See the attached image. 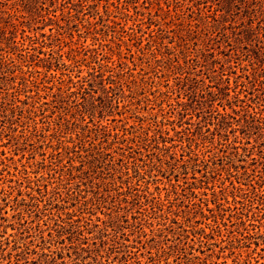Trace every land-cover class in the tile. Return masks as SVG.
<instances>
[{"label": "snow or ice", "instance_id": "snow-or-ice-1", "mask_svg": "<svg viewBox=\"0 0 264 264\" xmlns=\"http://www.w3.org/2000/svg\"><path fill=\"white\" fill-rule=\"evenodd\" d=\"M32 2L36 14L30 19L36 25V36L48 43L32 45L33 51L27 53L32 61L22 68V73L36 77L31 84L20 85L29 91L19 100L32 109L31 114L21 113L26 116L22 125L15 112L9 118L5 102L8 107L16 106V99H9L17 92L12 86L16 81L10 77L17 75L21 66L16 60L23 56L6 58L12 45L0 31V260L7 262L12 256L4 243L10 227L5 219L19 213L16 226L22 230L25 219L35 218L37 209L43 211L52 198L69 204L73 216L79 204L87 220L85 227L101 226L89 231H95L94 240L102 242L107 255H100L105 261L124 256L132 264H180L181 258L185 264H214L219 260L217 253L235 252L230 238L236 233L243 243L248 227L241 224V216L250 217L253 229L257 225L264 228V59L245 55L250 45L251 50L264 46V27L257 21L253 32L244 29L242 19L229 7H238L244 0ZM193 4L205 13L212 5L222 11L219 17L197 13L189 28L185 18L192 19ZM225 7H229L231 20L223 11ZM41 11L46 14L41 16ZM209 20L214 23H206ZM73 31L77 46L65 51L64 38L71 39ZM99 35L107 39L97 42ZM197 39L204 48L199 43L194 49L189 47L187 41ZM181 42L184 48H180ZM185 49L191 52L190 57ZM205 50L210 57L204 55ZM132 58L139 67L129 65ZM93 61L101 68L108 61L111 64L104 77L107 83L88 93L85 106L71 83L78 81L77 88L86 89L89 77L96 78ZM121 70L129 77L122 85L116 83ZM136 72L141 73L139 81L133 76ZM169 76L171 87L159 84ZM63 84L69 87L61 88ZM143 84L148 85L147 91L133 87ZM33 85L35 92L31 91ZM36 97L40 103L27 104ZM40 104L49 108V121L57 109L62 110L58 117L64 121L62 127L37 115L43 111ZM9 129H14L12 136ZM125 132L133 135L128 137ZM108 137L113 139L108 141ZM93 141L101 147L92 148ZM62 142L64 147H60ZM76 145L84 147V157L75 166L84 176H88L84 164L92 159L88 153H98L90 165L95 174L90 177L91 196L79 184L68 180L53 184L49 179L50 174L58 176L70 164L61 153L71 156L68 150L72 149L79 156ZM127 153H131L132 163L123 160ZM109 154L118 159L111 160ZM38 186L46 194L42 204L36 201ZM48 219L44 217V221ZM81 234L85 237L81 247L87 248L88 233ZM255 235L264 240V232ZM257 248L264 245L253 244L246 254ZM33 249L40 253L39 247ZM53 251L44 248L47 255L32 256L26 264H55ZM192 252L195 256L189 260ZM88 258L95 261L96 255L89 252ZM69 259L75 264L70 253ZM226 264H234V257H226Z\"/></svg>", "mask_w": 264, "mask_h": 264}, {"label": "rangeland", "instance_id": "rangeland-1", "mask_svg": "<svg viewBox=\"0 0 264 264\" xmlns=\"http://www.w3.org/2000/svg\"><path fill=\"white\" fill-rule=\"evenodd\" d=\"M200 3H203V0L199 1ZM195 5V4H193ZM192 5V12L191 16L192 19L189 20L185 18V24L189 26L194 24L196 22V14L200 13V15L206 16L209 14H212L214 17H219L221 14V9L216 8L215 5H212L209 7V12L205 13L201 8V12L198 11V7H194ZM229 7L234 8L235 15L237 18L242 19L244 22L243 27L244 29H247L249 32H253L255 30V25L257 21H261V27H264V0H244L242 4H239L238 7H235L234 5H230ZM229 7H225L223 9L225 15H227L228 19H232V14L229 12ZM185 8H187V5H185ZM31 10V11H30ZM214 10V11H213ZM152 11H155V7H153ZM36 14V6L33 5L32 0H0V31H3L5 33V38L12 41V46L10 49L7 50L6 58L9 56L12 57H19L20 54H22L25 58L17 59L16 64H19L21 67H18L16 69L17 74H19L20 70L22 68L28 67L29 62L32 61V58L27 55L28 52L33 51L32 47H29V43L25 45V47H22L23 39L22 37L24 35L29 36H36V25L32 23L30 17L34 16ZM46 13L44 11L40 12V15L43 16ZM50 14V13H48ZM165 13H161L163 16ZM147 15V13H145ZM91 19V18H90ZM155 19V17H153ZM248 21H251V23H248ZM208 24L214 23V20L206 21ZM31 25V27H29ZM232 26L235 27V21H233ZM199 32V29L196 30ZM181 35H184L183 32H181ZM91 38V37H89ZM98 38H100V41H103L107 39L104 35H99ZM36 42L38 41L42 46L46 45L48 42L44 39H41L40 37L36 36ZM76 39V32L73 31L71 34V39L68 37L64 38V43L66 45L65 51H67L68 47L75 48L77 45L74 44V41ZM204 39H208V37H204ZM99 41V42H100ZM189 47L195 48V45L199 43L202 48L205 47V45L202 43L201 40H191L187 41ZM14 47L19 49V52L14 51ZM180 48H184V43H180ZM136 48H133V51H136ZM163 50V49H162ZM175 51L179 52V49H176ZM185 54H187L189 57L191 56V52H189L187 49H185ZM74 55V53H73ZM204 55L211 56V53H209L207 50H205ZM249 57V59H256L257 57L264 59V46L261 48H256L255 50H251L250 45V51L248 53H245ZM49 58H51V53H49ZM182 58V57H181ZM203 57H198L199 59H202ZM89 60H91L89 58ZM129 65H135L136 67H139V63L135 58H132L129 60ZM55 71V69L51 70ZM121 75H123V78L120 79L118 76L116 77L117 84H123L124 80L129 79L127 74L121 70ZM93 74L95 75V80H93L91 77H89L87 81V88L81 89L77 88L78 81L75 82V84H71L72 88H76V95L77 99L80 101H83L85 106H87V100L90 98L88 93L96 88H99L100 84L107 82L105 81L104 77L106 75H109L107 72H102L99 69V65L95 64L93 61ZM103 75V76H102ZM120 75V76H121ZM133 76L139 81L141 73L136 72L133 73ZM12 77H10L11 79ZM26 78L28 79L26 83L31 84L32 80L36 79L35 76L29 77V74H26ZM168 80H171V77L169 76L167 80H161L159 81L160 85H166L168 87H171V85L168 84ZM16 83H14L12 86L17 89V92L15 93V96H10L9 99H16V107H21L24 110L29 109L24 105L22 101L19 100V97L24 96L29 91L28 89L21 88L20 87V80L16 79L14 80ZM53 83H57L56 80L53 81ZM155 86V84L153 85ZM187 87V85H185ZM7 87V85H6ZM133 87H136L134 85ZM148 85L145 86V91H147ZM35 87H31V91L35 92ZM115 90V89H114ZM178 90V89H177ZM42 92V90H40ZM58 91V89H57ZM161 91H163V88H161ZM107 99V98H106ZM40 103L39 97H36L34 99H30L27 101L28 105H35ZM72 101H68V107H71ZM5 106L7 109V115L9 118L12 117L13 112L16 114V118L19 121L20 125L23 124L24 120L26 119L25 115H21V112L19 109H16L15 107H8V102H5ZM40 107L43 109V111L39 112L37 115L40 117H43L44 120L48 123H54L56 122V126L58 121L59 114L61 113V109H57V113L52 115L51 121L48 120V114H49V108H45L43 104H40ZM14 108V109H13ZM23 113H27L26 111H23ZM28 114V113H27ZM65 115V119H67V114ZM85 115H87L85 113ZM77 119H80L79 116H77ZM58 121V122H57ZM128 123L132 124L135 123V121L129 120ZM29 126H31V122H29ZM5 128H8V124L4 125ZM14 133V129H9V135L12 136ZM28 133L27 129H24V134L26 135ZM69 137L71 136V133H68ZM125 135L128 137H131L133 135L132 132H125ZM13 138H15L13 136ZM113 138L108 137V141H111ZM108 141H105L104 148L107 149ZM85 142L86 139H85ZM119 142V138L117 139V143ZM160 143H164L163 141H160ZM63 144V142H62ZM73 144L75 142L73 141ZM64 145V144H63ZM128 145L125 144L124 147L126 148ZM47 147V145H45ZM79 149V156L75 152L71 153V164L73 166H76V164L79 162L81 158L84 157V147L82 145H76ZM92 148L99 149L101 145L96 144L94 141L91 144ZM29 150L32 151L31 145H29ZM23 155V154H22ZM98 153L94 151H90L88 153V156L92 158L95 156L97 157ZM131 153H127L123 156V160L127 163H132L130 160ZM137 156H139V153H137ZM109 158L111 160H117L118 157L112 156L109 154ZM91 159H89L84 164V169L88 171V176H84L81 174V171H78L76 168H71L70 165H67V170H62L59 174H65L71 171L74 175H78L80 177H83V180L79 178L75 180H68L69 184H79L81 187V190L84 191L87 195L91 196L92 193L89 191V189L92 188V179L90 177L94 176L95 174L92 172V170L89 168L88 162ZM123 164H120V169H123ZM19 167H24V165H19ZM246 167V165H245ZM60 176V175H58ZM56 176V177H58ZM68 175H65L64 179H67ZM52 180L53 184L59 183L54 178H49ZM117 180H119V177H117ZM120 183L123 184V181L120 180ZM51 187V185H49ZM38 195L36 197V201L39 203H43L44 198L46 194L42 189L37 188ZM7 192V189H5V193ZM18 196V192L15 193ZM18 198L22 199V195H19ZM64 199H67V197H64ZM252 198H250L249 202ZM57 200H59V203H57ZM78 200L83 201L82 197H78ZM33 207H35V203L33 204ZM77 212L75 216H67L66 213H71V208L69 204H65L63 199L60 198H52V202L50 205H47L43 211H40L37 209L35 213V218L28 217L25 219V223L22 226V230L17 228V223L21 219L19 213H17V216L13 219H5V223L9 225V232L5 236L4 243L7 245V248L12 250V256L7 260V262L0 260V264H21L23 261L24 264H26L27 259H30L32 256L35 255H47L48 253L44 252V248H51L54 251L51 253L54 256L55 264H73V260L69 259V253L71 254V257L74 258L75 264H132V261L130 258H126L124 256H114L109 258V260L105 261L103 257L100 255L103 253L104 256L107 255V252L102 247L101 241L94 240L95 231L90 232L89 229H95L96 231L99 230L101 227L100 225H94L90 224L88 227H85L86 218L84 216V210L80 209L79 204L76 205ZM92 208L95 207V201L93 202ZM115 207V205H113ZM58 216L61 217L58 218ZM257 216H259V213H256ZM48 216L49 219L44 221V217ZM250 220L249 216H241V224H247L248 227V234H246L243 237V243L240 242V233H236L235 237L230 238L231 243L233 246H235V252H232L230 249L223 252V253H217L216 255L219 257V260L215 261L214 264H226V257L232 256L234 257V264H253V261H258L259 264H264V248H257L256 250H251L250 254H246V250L250 248L253 244L258 245H264V240L258 239L255 235V233L258 232H264V228H261L260 225L256 226V229L252 228V225L248 223ZM15 221V222H14ZM41 221H44V223H41ZM33 224H35V227H33ZM69 225L70 227H65V225ZM63 226L65 229L60 228ZM50 229L52 231H50ZM62 230V232H60ZM59 231V233H58ZM88 232L87 236V243L88 247L84 248L81 247L82 244L85 242V237L81 234V232ZM80 232V233H79ZM40 233H48V235H45L41 237ZM170 234V233H169ZM249 235H252L253 238L249 239ZM18 237V239H17ZM81 238V239H80ZM239 241V242H238ZM94 245V246H93ZM33 246L40 248V253H36L33 249ZM67 250V251H65ZM98 250V251H97ZM187 250V248L185 249ZM123 251V250H122ZM212 251H215L213 248ZM92 252L94 255H96V260H89L88 253ZM202 258L204 255L203 249H201ZM131 252L129 250V256H131ZM195 256V252H192L189 254V260L193 259ZM41 264H44L43 261H41ZM141 264H144L143 261H141ZM180 264H185V261L183 258L180 260Z\"/></svg>", "mask_w": 264, "mask_h": 264}, {"label": "trees", "instance_id": "trees-1", "mask_svg": "<svg viewBox=\"0 0 264 264\" xmlns=\"http://www.w3.org/2000/svg\"><path fill=\"white\" fill-rule=\"evenodd\" d=\"M200 1V0H199ZM194 7L196 6V5H193ZM197 7V6H196ZM198 11H200L201 12V10H200V8H198ZM36 38V36H29V35H24L23 37H22V39H23V42L21 43L22 44V47H25V45H27V43H29V47H32V45H34L35 43H36V40L37 39H35ZM8 40V39H7ZM101 39L100 38H98V40H97V42H99ZM12 42H14V41H12L11 39L9 40V43L10 44H12ZM13 47V46H12ZM14 49H16V47H14ZM32 50H33V48H32ZM74 55H76V53L74 52ZM20 56H23L22 54H20ZM23 58H25L24 56H23ZM32 58V57H31ZM90 59H92L91 57H89ZM108 64H111V61H108L107 62V64H106V66L104 67V68H101V66L99 65V69L102 71V72H107V73H109V68H108ZM53 70V69H52ZM26 74L27 73H22V70H20V72H19V74H17L16 76H14V77H12L11 79L12 80H16V79H19L20 80V84H23V83H26L27 82V78H26ZM21 75H23V79H21ZM121 73L119 74V78L120 79H122L123 78V75H121ZM103 76V75H102ZM117 83V82H116ZM72 85L73 84H75V82H73V83H71ZM147 84H143V85H136V87H143V88H145V86H146ZM34 86V85H33ZM35 87V86H34ZM61 88H67V87H69V85L68 84H63V85H61L60 86ZM36 89V88H35ZM35 91H37V89L35 90ZM58 91H60V88H58ZM15 108L16 109H19V111L22 113L23 111H26L28 114H31V112H32V109L31 108H29V109H26V110H24L23 108H21V107H16L15 106ZM14 109V108H13ZM64 124V121L63 120H59V122L57 123V127L58 128H60V127H62V125ZM28 134V133H27ZM26 134V135H27ZM118 139V138H117ZM167 139V138H166ZM164 142V141H163ZM60 147H64V145L61 143V145H60ZM70 153H73V151H72V149H69L68 150ZM61 156H63V158L64 159H70V167L71 168H76L75 166H73L72 164H71V160H72V158L70 157V156H68V155H66V154H64V153H61L60 154ZM95 158V156H93L92 157V159H94ZM92 159L88 162V164H89V168L91 169V167H90V165H91V163H92ZM123 166V165H122ZM81 171V174H83L84 175V172L82 171V170H80ZM60 176H58V177H56V176H52L51 174L49 175V178H54L55 180H57L59 183H57V184H62L63 183V181L64 180H75V179H77V178H79L80 176H78V175H74L71 171H69L68 173H65V174H59ZM65 175H68V177H67V179H64L65 178ZM64 177V178H63ZM19 195H21V193L20 192H18V196ZM78 199V198H77ZM66 215L67 216H71L72 214L71 213H66ZM58 218H60L61 219V217L60 216H58ZM86 223H87V220H86ZM88 225H90V224H88ZM60 227V226H59ZM60 228H62V229H65L63 226H61ZM60 232H62V230H60ZM58 233H59V231H58ZM80 233V232H79ZM88 233V232H87ZM81 239V238H80ZM239 242V241H238ZM101 244H102V242H101Z\"/></svg>", "mask_w": 264, "mask_h": 264}]
</instances>
